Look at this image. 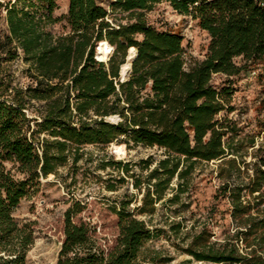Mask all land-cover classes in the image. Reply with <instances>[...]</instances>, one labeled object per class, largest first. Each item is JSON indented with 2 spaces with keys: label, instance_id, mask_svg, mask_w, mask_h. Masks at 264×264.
<instances>
[{
  "label": "trees",
  "instance_id": "16d2710c",
  "mask_svg": "<svg viewBox=\"0 0 264 264\" xmlns=\"http://www.w3.org/2000/svg\"><path fill=\"white\" fill-rule=\"evenodd\" d=\"M158 3L190 16L209 37L204 58L189 68L182 36L147 21L145 12ZM56 9V0H0L6 26L0 33V264H28L35 237L31 223L13 216L21 200L36 195L41 179L59 167L75 165L85 146L112 144L156 147L164 157L151 169L145 162L140 205L129 209V200L114 209L112 247L74 222L78 210L68 207L56 264H138L143 244L160 229L136 215L153 216L157 204L181 202L195 165L213 160H221L215 203L190 226L182 251L213 264H264V146L253 161H239L217 118L226 93L212 84L214 74L237 76L251 64L264 66V0H112L109 8L97 0H68L64 16L54 15ZM130 49L134 59L123 74ZM16 59L25 65V84L3 65ZM108 165L141 189L128 163ZM225 201L232 227L218 240L213 223L223 218L217 205ZM182 227L169 224L175 235Z\"/></svg>",
  "mask_w": 264,
  "mask_h": 264
},
{
  "label": "rangeland",
  "instance_id": "374dc122",
  "mask_svg": "<svg viewBox=\"0 0 264 264\" xmlns=\"http://www.w3.org/2000/svg\"><path fill=\"white\" fill-rule=\"evenodd\" d=\"M97 1L109 8L112 0ZM56 2L54 15L64 16L68 0ZM145 14L148 23L155 28L169 29L182 36L185 68L204 58L209 37L190 16L179 15L167 3L155 4ZM61 23L65 24V21ZM5 27L4 14H1L0 33ZM59 29L60 24L55 26L54 31ZM133 54L130 50L129 57ZM235 61L240 63L239 58ZM3 65L15 74L21 84L27 83L28 80L22 73L25 65L20 59ZM212 84L220 92L224 90L226 93V109L217 115L229 132L224 139L225 143L237 151L239 161H253L255 149L261 144L264 146L263 64H251L245 72L237 76L214 74ZM251 139L254 146H250ZM123 147L124 149L116 144L108 147L85 146L82 158L75 165L69 161L65 166L59 167L55 175L50 174L41 179L36 195L21 200L13 216L20 224L31 223L35 237L26 255L28 264H56L64 237V213L68 207L78 210L72 216L73 221L87 224L102 247L109 248L114 245L118 235V218L114 209L129 200V209L140 205L141 194L146 187L145 177L149 172L145 168V162L151 163V169L157 160L164 157L163 150L156 147ZM111 161H121V165L128 163L130 173L142 182L141 189L133 187L135 178L126 176L121 168L108 165ZM220 161L200 162L195 165L191 176L184 181V189H188L190 195L187 192L181 194V202L170 204L164 201L156 205L157 211L153 216L136 215V218L144 220L151 228L160 229V232L143 244L138 264H213L196 261L183 253L182 247H185L192 232L190 226L196 225V220L203 221L207 210L215 203L213 196L221 183L217 177ZM175 183L176 179L172 181L173 188ZM170 195L171 191H168L167 196ZM228 206L226 201L217 205L220 211L225 212L223 218L220 216L218 222L213 223L214 239H223L231 230ZM177 221L182 222L184 227L175 235L169 224Z\"/></svg>",
  "mask_w": 264,
  "mask_h": 264
},
{
  "label": "water",
  "instance_id": "95a60500",
  "mask_svg": "<svg viewBox=\"0 0 264 264\" xmlns=\"http://www.w3.org/2000/svg\"><path fill=\"white\" fill-rule=\"evenodd\" d=\"M133 59H134V55L131 56V57H128V64H129V67H127V68L125 69L126 71L130 69V66H131V63H132ZM122 70H123V69H122ZM126 71H125V73H126Z\"/></svg>",
  "mask_w": 264,
  "mask_h": 264
},
{
  "label": "bare ground",
  "instance_id": "6f19581e",
  "mask_svg": "<svg viewBox=\"0 0 264 264\" xmlns=\"http://www.w3.org/2000/svg\"><path fill=\"white\" fill-rule=\"evenodd\" d=\"M131 51H133V49H130ZM127 67H129V64H128V62L122 67V69H123V72H125L126 70V68Z\"/></svg>",
  "mask_w": 264,
  "mask_h": 264
}]
</instances>
